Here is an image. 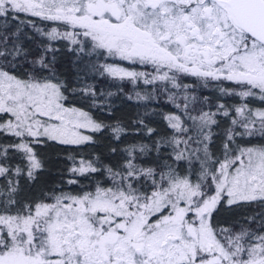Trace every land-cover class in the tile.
I'll return each mask as SVG.
<instances>
[{
    "label": "snow or ice",
    "instance_id": "6c2138e0",
    "mask_svg": "<svg viewBox=\"0 0 264 264\" xmlns=\"http://www.w3.org/2000/svg\"><path fill=\"white\" fill-rule=\"evenodd\" d=\"M0 264H264V0H0Z\"/></svg>",
    "mask_w": 264,
    "mask_h": 264
}]
</instances>
